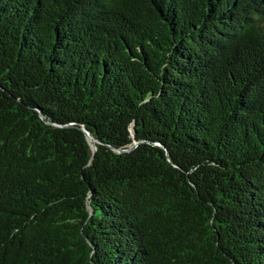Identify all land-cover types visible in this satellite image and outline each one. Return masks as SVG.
<instances>
[{
  "label": "trees",
  "instance_id": "obj_1",
  "mask_svg": "<svg viewBox=\"0 0 264 264\" xmlns=\"http://www.w3.org/2000/svg\"><path fill=\"white\" fill-rule=\"evenodd\" d=\"M0 264H264V0H0Z\"/></svg>",
  "mask_w": 264,
  "mask_h": 264
},
{
  "label": "water",
  "instance_id": "obj_2",
  "mask_svg": "<svg viewBox=\"0 0 264 264\" xmlns=\"http://www.w3.org/2000/svg\"><path fill=\"white\" fill-rule=\"evenodd\" d=\"M82 131L85 133L86 135V139H87V142L89 143V146L91 148L92 151H95L96 149V141L91 137L89 136V134L82 128ZM137 145V142L136 141H133V145L132 147H130L129 149H127L126 151H130L132 150L135 146ZM119 152H124V150H120Z\"/></svg>",
  "mask_w": 264,
  "mask_h": 264
}]
</instances>
